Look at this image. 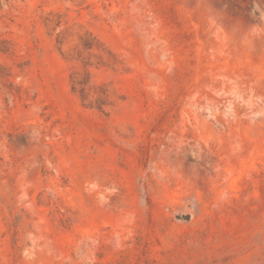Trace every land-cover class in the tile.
<instances>
[{
	"label": "rangeland",
	"instance_id": "obj_1",
	"mask_svg": "<svg viewBox=\"0 0 264 264\" xmlns=\"http://www.w3.org/2000/svg\"><path fill=\"white\" fill-rule=\"evenodd\" d=\"M0 264H264V0H0Z\"/></svg>",
	"mask_w": 264,
	"mask_h": 264
}]
</instances>
